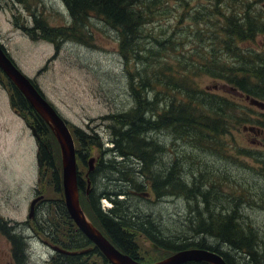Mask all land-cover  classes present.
<instances>
[{
  "label": "trees",
  "instance_id": "1",
  "mask_svg": "<svg viewBox=\"0 0 264 264\" xmlns=\"http://www.w3.org/2000/svg\"><path fill=\"white\" fill-rule=\"evenodd\" d=\"M63 2L71 17L70 26L52 27L44 19L32 16V26L21 24V29L32 39L40 38L53 43L55 52L66 39L87 43L91 34L88 35L85 29L91 14L101 17L107 26L116 31L118 52L127 68L128 86L134 104L127 111L104 117L114 122L110 124L111 146L105 150L107 153H113V159H136L140 167L138 175L144 179L137 183L139 188L144 187L143 182H147L151 192L157 197L182 195L195 202L191 208L189 222L190 230L195 233L197 240L178 241L168 232L154 226L149 219L128 212L123 206V201L117 198L121 193H96L94 188L90 187L94 175L99 170L115 171L116 165L107 162H94V168L88 173L86 181L77 173L79 199L83 210L93 223L96 221L94 224L117 249L137 261H144L138 256L137 235L144 236L168 254L200 247L219 253L226 264H233L229 251H220L207 245L206 239H213L218 242L217 246L220 248L221 245H226L238 254L253 258L260 252V244L256 231L244 220L241 213L243 203L249 200L244 190L231 193L226 201L217 197L214 199L213 195L209 194V187L203 188L205 175L198 176V182L192 176L193 179L188 183L177 158H174L169 167L159 172L155 166H160L161 163L156 159V155L162 151L161 145L154 139L148 140L150 137L147 139L145 135L167 129L174 135V139L185 142L189 137H193L201 149H204V143L216 145L211 150L216 153L225 149L222 145L225 143L224 137L231 135V129L241 127L250 132L256 129L264 131V111L253 114L254 106L264 110V8L256 7V4L260 5L264 0H226L229 13H222L223 22H212L211 13L217 15L218 6L220 10L224 2L214 0L209 7L212 10L204 9L207 11L204 16L213 25L211 35L205 37L210 39V46L195 58L191 54L189 60L185 59L184 52L178 51L185 43L181 25L162 38L147 36L150 42H145L144 28L154 21L157 15L163 13L161 0ZM198 14L201 13H197L194 20L199 19ZM184 15L185 12H182L180 19ZM168 58L172 61H168ZM135 63L141 68L136 70ZM200 74L209 75L215 83L206 88L199 87L195 77ZM223 81L230 87L229 94L243 97L247 105L219 95L216 90L217 83ZM33 84L37 87V84ZM251 100H256L263 106L252 103ZM10 104L12 108H22L33 120L39 134L37 142L42 162L38 179L49 177L48 181L54 191L59 193V198L53 200L51 206L74 228V232L67 236L69 239L66 246L54 243L55 238L49 243L77 253L54 250L55 255L48 260L49 264H81L82 258L93 255L98 256L102 264H110L101 251L73 224L67 213L62 192L61 167L57 164L55 152L47 139L48 135L52 137L48 124L14 84ZM73 134L79 147V150L76 148V160L82 165H87L88 169V159L91 155L89 156L86 150L89 151L90 146L100 147V139L97 135L87 134L79 127L74 129ZM237 151L245 156L254 155L258 165H262L258 166V170L264 174L262 148L254 151L238 148ZM116 171L118 174V170ZM217 196L223 197L218 193ZM101 199L109 200L111 206L107 209L101 208ZM36 229L45 230L40 225ZM0 232L11 241L14 264H25L27 256L23 236L16 234L15 227L1 218ZM181 264L210 263L189 260Z\"/></svg>",
  "mask_w": 264,
  "mask_h": 264
},
{
  "label": "rangeland",
  "instance_id": "2",
  "mask_svg": "<svg viewBox=\"0 0 264 264\" xmlns=\"http://www.w3.org/2000/svg\"><path fill=\"white\" fill-rule=\"evenodd\" d=\"M213 1L161 0L163 13L157 15L154 21L144 28L145 42H150L147 36L162 38L181 25L185 43L178 51L184 52L187 60L191 54L193 58L197 57L198 53L210 46V39L205 37L211 35L213 25L204 15L208 10H212L209 7ZM226 5L228 2L224 0L221 11L218 6V14L211 13L212 22H223L222 13H229ZM256 7L264 8V3L256 4ZM205 8H208L207 11ZM182 12H185V15L180 19ZM197 13H201L198 14L199 19L194 20ZM32 16L44 19L52 27L71 25V17L63 0H0V43L17 67L37 84L45 98L66 120L78 150L73 134L76 127L99 137L101 146H90L86 153L95 158L96 164L107 162L116 165L115 171L118 170V174L117 171L99 170L91 185L89 184L90 187H93L96 193H121L117 198L123 201V206L128 212L149 219L178 241L197 240L195 233L190 230L189 222L191 208L195 202L182 195L157 197L151 192L147 182H143L144 187L139 188L137 183L144 179L138 175L140 167L136 159H113V153H107L105 150L111 146L110 124L114 122L104 117L127 111L134 104L128 86L127 68L118 52L116 31L107 26L101 17L91 14L85 29L88 35L91 34L87 43L66 39L55 52L53 43L40 38L32 39L21 29V24L32 26ZM168 61L172 60L168 58ZM130 67L129 65L128 68ZM135 68L138 70L141 66L135 63ZM0 79L7 83L1 73ZM195 82L202 88L215 83L205 74L195 77ZM217 86L219 95L247 105L243 97L229 94L231 90L226 82H219ZM9 99V93L0 87V218L14 226L16 234L23 236L27 256L25 264H49L48 260L55 255L48 244L50 240L55 238L54 243L66 246L69 239L67 236L74 232V228L52 208L51 202L59 198V193L54 191L48 181L49 177L38 179L39 168L35 158L38 142L29 127L13 111ZM254 110V115L264 111L256 106ZM29 121L32 122L30 116ZM50 133L52 137L48 135L47 139L55 152L57 164L61 167L60 149L52 131ZM145 137H150L148 140L154 139L161 145L162 151L156 155V159L161 163L160 166H155L159 172L169 167L174 158H177L188 183L193 179L192 176L198 182L197 177L205 175L203 188L209 187V194H212L214 199L217 197L226 201L231 193L244 190L249 200L243 203L241 213L257 233L260 252L252 258L238 254L226 245H221L220 248L217 246L218 242L213 239H206L207 245L220 251H229L233 264H264V174L258 170V166L262 165H258L254 155L245 156L237 151L238 148L251 151L262 148L264 151V131L256 129L250 132L241 127L231 129V135L224 137L225 143L222 145L225 149L216 153L211 151L216 145L204 143V149H201L193 137H189L185 142L174 139V135L167 129L147 133ZM77 173L86 181L87 165H82L78 160ZM146 193L148 194L145 195ZM217 193L223 197L217 196ZM39 195H42L43 199L37 204L35 218H28L30 202ZM100 205L101 208L107 209L110 207V201L101 199ZM39 225L46 231L37 230ZM136 242L139 248L138 256L145 262H153L168 255L161 249L152 248L144 236L137 235ZM0 264H14L11 244L1 232ZM81 264L102 262L98 256L93 255L82 258Z\"/></svg>",
  "mask_w": 264,
  "mask_h": 264
},
{
  "label": "water",
  "instance_id": "3",
  "mask_svg": "<svg viewBox=\"0 0 264 264\" xmlns=\"http://www.w3.org/2000/svg\"><path fill=\"white\" fill-rule=\"evenodd\" d=\"M0 69L19 89L25 99L48 124L52 131L60 149L61 183L67 213L76 227L101 251L110 264H181L189 260H202L210 264H226L219 253L200 247L178 250L163 259L150 263L137 261L117 249L89 220L81 207L77 184L75 142L66 121L61 117L54 106L46 100L41 91L34 86L32 81L17 67L13 60L7 55V51L1 46ZM251 102L263 106V104L256 100H251ZM29 127L34 137L39 138V134L36 132L34 126L31 125ZM94 161V157H89L86 175L94 168ZM36 163L37 166L41 165V156L39 152L36 153ZM42 197V195H39L30 202L28 217L32 216L35 203ZM54 249L64 253H77L61 249L58 246H55Z\"/></svg>",
  "mask_w": 264,
  "mask_h": 264
},
{
  "label": "flooded vegetation",
  "instance_id": "4",
  "mask_svg": "<svg viewBox=\"0 0 264 264\" xmlns=\"http://www.w3.org/2000/svg\"><path fill=\"white\" fill-rule=\"evenodd\" d=\"M3 47V46H2ZM4 48V47H3ZM0 73L2 74V75H4L5 76V79L7 80V83H4L3 82V80L2 79H0V87H1V89L2 90H4L5 92L7 91V93H9V97H11V93H12V85H13V83L6 77V75L3 73V71L0 69ZM10 100V99H9ZM11 105V104H10ZM13 111L24 121V123L29 127V126H34V124H33V120H32V122H30L29 121V115H28V113L26 112V111H24L22 108L21 109H19V108H13ZM34 128H35V126H34ZM35 130H36V128H35ZM43 198H41L40 200H38L36 203H35V205H34V209H33V214H32V216H33V218H35V211L37 210V204H40V201L42 200ZM31 216V217H32ZM88 216V215H87ZM89 217V216H88ZM89 219L90 220H92L90 217H89ZM154 226H156V224L154 223ZM157 227V226H156ZM7 238V237H6ZM8 239V241H9V243L11 244V241L9 240V238H7ZM147 241H148V243H149V245L152 247V248H154V249H159L160 247L157 245V244H155V243H153V242H151V241H149L147 238H145ZM49 245H50V247L51 248H53V247H55L53 244H51V243H48ZM171 254V253H170ZM170 254H168V255H170ZM11 255L13 256V250L11 249ZM168 255H166V256H168ZM166 256H164V257H166ZM164 257H161V258H159V259H162V258H164ZM159 259H157V260H159Z\"/></svg>",
  "mask_w": 264,
  "mask_h": 264
},
{
  "label": "bare ground",
  "instance_id": "5",
  "mask_svg": "<svg viewBox=\"0 0 264 264\" xmlns=\"http://www.w3.org/2000/svg\"><path fill=\"white\" fill-rule=\"evenodd\" d=\"M52 244V243H51ZM54 246H57V245H54ZM59 247V246H58Z\"/></svg>",
  "mask_w": 264,
  "mask_h": 264
}]
</instances>
